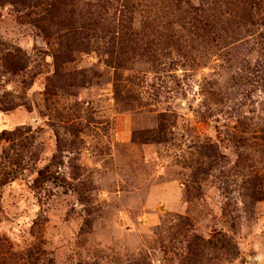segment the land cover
<instances>
[{
    "label": "rangeland",
    "instance_id": "1",
    "mask_svg": "<svg viewBox=\"0 0 264 264\" xmlns=\"http://www.w3.org/2000/svg\"><path fill=\"white\" fill-rule=\"evenodd\" d=\"M123 1L0 0V264H264V0Z\"/></svg>",
    "mask_w": 264,
    "mask_h": 264
},
{
    "label": "trees",
    "instance_id": "2",
    "mask_svg": "<svg viewBox=\"0 0 264 264\" xmlns=\"http://www.w3.org/2000/svg\"><path fill=\"white\" fill-rule=\"evenodd\" d=\"M37 0H20L21 4L25 5L27 9H35V3ZM131 1L129 0H124L123 3L120 5L121 8V13L124 15L127 14L129 11L128 8H130ZM198 10V9H196ZM40 174L42 175V170H39Z\"/></svg>",
    "mask_w": 264,
    "mask_h": 264
}]
</instances>
